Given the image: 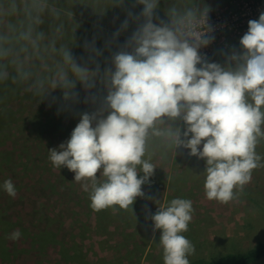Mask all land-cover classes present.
I'll list each match as a JSON object with an SVG mask.
<instances>
[{
    "label": "clouds",
    "instance_id": "1",
    "mask_svg": "<svg viewBox=\"0 0 264 264\" xmlns=\"http://www.w3.org/2000/svg\"><path fill=\"white\" fill-rule=\"evenodd\" d=\"M110 3L119 6L125 0ZM134 5H142L141 11L128 12L113 40L130 20L136 27L102 72L95 39L84 42L88 55L81 62L64 42L67 28L75 32L79 25L62 0H0V81L27 82L37 95L60 88L65 100L78 99L77 83L97 89L85 102L98 107L81 113L69 138L49 149L54 167L65 166L76 181L91 182L93 210L126 209L142 194L141 185L155 168L144 158L150 136L204 158L205 197L227 203L233 189H242L260 166L255 149L264 136V12L248 21L241 50L227 54L221 64L199 51L214 39L197 30L208 9L198 17L193 9L172 7L161 18L160 0H134ZM98 171L104 178L99 183ZM0 187L15 196L10 179ZM82 187L88 191L87 184ZM192 213V201L178 197L152 216L154 228L161 230L163 264H190L195 246L183 233ZM20 235L15 231L9 238Z\"/></svg>",
    "mask_w": 264,
    "mask_h": 264
},
{
    "label": "rangeland",
    "instance_id": "2",
    "mask_svg": "<svg viewBox=\"0 0 264 264\" xmlns=\"http://www.w3.org/2000/svg\"><path fill=\"white\" fill-rule=\"evenodd\" d=\"M71 7L75 32L69 26L64 42L81 62L87 57L84 42L95 39L102 51L101 71L110 66V54L123 45L136 24L130 20L126 31L113 40L129 11L138 14L142 5L125 0H76ZM179 11L208 9L198 31L214 37L200 54L210 62L225 63L226 55L240 51V37L248 21L264 12V0H160L161 18L169 8ZM90 67L92 65H89ZM76 100H65L60 88L34 94L27 82L11 78L0 81V185L10 179L15 196L0 187V264H163L160 229L152 216L173 198L192 201V219L183 235L195 246L190 264H209L256 248L264 243V136L258 138L259 167L242 189H233L227 203L208 200L204 193V158L190 156L187 149L166 146L150 136L146 159L154 164L152 176L141 185L142 194L126 209L114 205L99 211L90 207L91 182L76 181L65 166L54 167L49 149L66 141L81 113L92 112L98 103L85 102L97 93L77 83ZM101 95L105 94L103 92ZM177 124L183 122L177 118ZM264 131V125H262ZM138 175L140 166L137 165ZM104 178L97 173V182ZM88 185V191L82 187ZM115 209V210H114ZM19 231L18 239L10 235ZM252 264H264V259Z\"/></svg>",
    "mask_w": 264,
    "mask_h": 264
},
{
    "label": "trees",
    "instance_id": "3",
    "mask_svg": "<svg viewBox=\"0 0 264 264\" xmlns=\"http://www.w3.org/2000/svg\"><path fill=\"white\" fill-rule=\"evenodd\" d=\"M261 211L264 212V205L260 206ZM264 259V243L259 240V244L256 248L250 249L243 253H239L235 256L222 257L219 259H214L209 264H252L255 262H259ZM196 264H204V263H196Z\"/></svg>",
    "mask_w": 264,
    "mask_h": 264
}]
</instances>
